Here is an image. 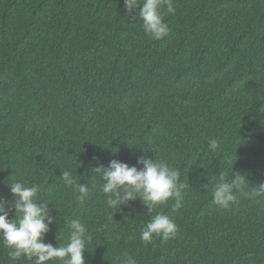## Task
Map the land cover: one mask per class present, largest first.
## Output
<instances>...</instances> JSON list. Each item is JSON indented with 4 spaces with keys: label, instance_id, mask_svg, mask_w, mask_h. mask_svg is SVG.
I'll return each mask as SVG.
<instances>
[{
    "label": "trees",
    "instance_id": "16d2710c",
    "mask_svg": "<svg viewBox=\"0 0 264 264\" xmlns=\"http://www.w3.org/2000/svg\"><path fill=\"white\" fill-rule=\"evenodd\" d=\"M173 3L160 9L168 35L153 40L124 0H0V199L13 200L15 180L39 184L58 222L45 243L66 244L79 218L85 264H264V196L225 210L205 186L222 170L249 191L264 184V0ZM142 155L181 172L182 206L151 213L178 225L175 239L140 240L139 198L109 208L98 188L81 201L59 180L71 171L91 187L90 167L139 169ZM0 264H12L2 244Z\"/></svg>",
    "mask_w": 264,
    "mask_h": 264
},
{
    "label": "clouds",
    "instance_id": "9594fccd",
    "mask_svg": "<svg viewBox=\"0 0 264 264\" xmlns=\"http://www.w3.org/2000/svg\"><path fill=\"white\" fill-rule=\"evenodd\" d=\"M164 5L168 14L175 13L173 0H124L126 12L141 21L143 31L153 40L163 39L170 31L160 11ZM208 147L211 152H215L219 145L216 140H211ZM195 159L191 161L192 164ZM137 164L142 167L138 169L137 166L113 159L107 166L90 167L88 171L94 174L91 187L78 181L71 171H62L59 180L81 201L88 197L92 187L98 188L109 208L117 209L139 198L147 206L150 215L140 233V240L148 245L157 237L165 241L175 239L178 225L162 212L155 215L151 213L157 207L168 205L170 201H175L173 210L182 206L186 185L181 182L180 170L146 155L140 156ZM198 166L205 167L206 164L202 161ZM97 177L101 182H97ZM208 178L210 183L205 186L211 185L212 202L221 209L231 208L242 196H264V184L259 185L257 191H249L246 176L233 170L231 177L230 173L222 170L218 176L209 173ZM8 185L13 200L9 202L0 199V244L8 249L12 264L21 260L31 264H55L56 261L62 264H85V252L88 251L92 237L80 219L67 222L69 234L66 244L54 246L45 243L51 226L58 222L48 207L49 202H45L39 195L41 186L29 184L23 179ZM10 212L14 213L11 219ZM120 264H137V261L125 255Z\"/></svg>",
    "mask_w": 264,
    "mask_h": 264
}]
</instances>
